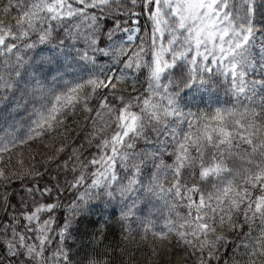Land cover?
<instances>
[{"label":"snow or ice","instance_id":"6c2138e0","mask_svg":"<svg viewBox=\"0 0 264 264\" xmlns=\"http://www.w3.org/2000/svg\"><path fill=\"white\" fill-rule=\"evenodd\" d=\"M0 126V264H264V0H0Z\"/></svg>","mask_w":264,"mask_h":264},{"label":"trees","instance_id":"16d2710c","mask_svg":"<svg viewBox=\"0 0 264 264\" xmlns=\"http://www.w3.org/2000/svg\"><path fill=\"white\" fill-rule=\"evenodd\" d=\"M50 47V46H49ZM200 105V108H204L205 105L204 104H199ZM4 130L3 126H0V133H2ZM101 209L100 208H97L96 211H100ZM105 215H109L111 214V216H115L117 215L116 213H112V210L111 209H108L105 213ZM93 219H96V215H95V212L93 213V216H92Z\"/></svg>","mask_w":264,"mask_h":264},{"label":"rangeland","instance_id":"374dc122","mask_svg":"<svg viewBox=\"0 0 264 264\" xmlns=\"http://www.w3.org/2000/svg\"><path fill=\"white\" fill-rule=\"evenodd\" d=\"M198 107H200V105H198Z\"/></svg>","mask_w":264,"mask_h":264}]
</instances>
